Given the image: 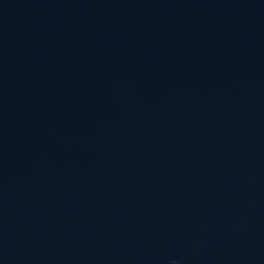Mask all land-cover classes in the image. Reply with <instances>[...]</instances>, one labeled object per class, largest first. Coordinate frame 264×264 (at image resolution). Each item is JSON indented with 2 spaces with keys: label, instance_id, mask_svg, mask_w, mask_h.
<instances>
[{
  "label": "water",
  "instance_id": "obj_1",
  "mask_svg": "<svg viewBox=\"0 0 264 264\" xmlns=\"http://www.w3.org/2000/svg\"><path fill=\"white\" fill-rule=\"evenodd\" d=\"M0 264H264V0H0Z\"/></svg>",
  "mask_w": 264,
  "mask_h": 264
}]
</instances>
